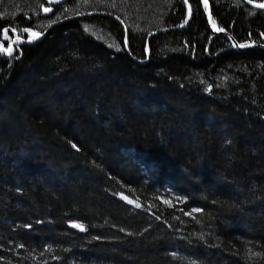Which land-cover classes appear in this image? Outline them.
Returning <instances> with one entry per match:
<instances>
[{
	"label": "trees",
	"instance_id": "1",
	"mask_svg": "<svg viewBox=\"0 0 264 264\" xmlns=\"http://www.w3.org/2000/svg\"><path fill=\"white\" fill-rule=\"evenodd\" d=\"M209 2L231 38L203 0H0L7 49L46 32L0 50V264H264V10Z\"/></svg>",
	"mask_w": 264,
	"mask_h": 264
},
{
	"label": "water",
	"instance_id": "2",
	"mask_svg": "<svg viewBox=\"0 0 264 264\" xmlns=\"http://www.w3.org/2000/svg\"><path fill=\"white\" fill-rule=\"evenodd\" d=\"M69 1L70 0H44V2L49 6L48 9H50L47 12L44 11V16L47 17L48 15L52 14L53 11H54V7L64 5L67 2H69ZM203 2H204V0H203ZM243 2L245 4H247L249 7L253 8V9H256V10H264V8L258 6V5H261V4H264V3H256V2H253V1L250 2V0H243ZM207 8H208V15H209L208 20H209V24H210L213 32H215L217 34H222L224 36H229L231 38V36L228 33H226L225 31H217L215 28H213V21H212V17H211V5H210L209 0H208V6H207ZM191 15H192V9H191ZM210 17H211V19H210ZM45 34H46V32L39 34L36 38H33L32 37V38H29V39L15 38L11 42V45H10V48L12 49L11 55H13L14 52H15L14 51L15 50L14 49L15 48L14 46H15L16 43L32 44V43H35L37 41V39L43 38L45 36ZM232 40L235 43V45L239 44L234 39H232ZM14 41H15V43H14ZM239 48L240 49H244V47L243 48L239 47ZM3 49H7V48H6L5 44L2 41H0V50H1V52L4 55H6V56H11L6 51H4Z\"/></svg>",
	"mask_w": 264,
	"mask_h": 264
},
{
	"label": "snow or ice",
	"instance_id": "3",
	"mask_svg": "<svg viewBox=\"0 0 264 264\" xmlns=\"http://www.w3.org/2000/svg\"><path fill=\"white\" fill-rule=\"evenodd\" d=\"M250 2H251V0H250ZM204 4H205V7H207L208 6V0H204ZM258 6L264 8V4H261V5H258ZM49 10L50 9H48V8L44 9L45 12H47ZM189 15H191V9L190 8H189ZM210 19H211V17H210ZM185 23H187V21H185ZM181 26H183V25H181ZM213 28H215L217 31H224V29L216 28L215 22H213ZM31 35L32 36H37L38 34L37 33H32ZM5 38H7V31H5ZM14 43H15V41H14ZM235 46L243 48V47H246L247 45L237 44ZM3 50L6 51L9 55H11V52H12L11 48L3 49ZM73 226L74 227H78L81 230H83V226L82 225H73Z\"/></svg>",
	"mask_w": 264,
	"mask_h": 264
},
{
	"label": "rangeland",
	"instance_id": "4",
	"mask_svg": "<svg viewBox=\"0 0 264 264\" xmlns=\"http://www.w3.org/2000/svg\"><path fill=\"white\" fill-rule=\"evenodd\" d=\"M38 3H39V7H40V9L43 10V15H44V9H45V8H48L49 6H48L46 3L44 4L41 0H38ZM48 16H51V15H48ZM48 16H47V17H48ZM191 16H192V15H191ZM37 34L39 35V34H41V33H37ZM38 35H37V36H38ZM37 36H34L33 38H36ZM37 40H38V39H37Z\"/></svg>",
	"mask_w": 264,
	"mask_h": 264
},
{
	"label": "flooded vegetation",
	"instance_id": "5",
	"mask_svg": "<svg viewBox=\"0 0 264 264\" xmlns=\"http://www.w3.org/2000/svg\"><path fill=\"white\" fill-rule=\"evenodd\" d=\"M52 14H54V13H52ZM52 14H50V15H52ZM17 44V43H16Z\"/></svg>",
	"mask_w": 264,
	"mask_h": 264
}]
</instances>
